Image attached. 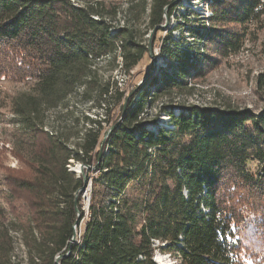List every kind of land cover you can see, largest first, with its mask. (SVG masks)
<instances>
[{
	"label": "trees",
	"instance_id": "obj_1",
	"mask_svg": "<svg viewBox=\"0 0 264 264\" xmlns=\"http://www.w3.org/2000/svg\"><path fill=\"white\" fill-rule=\"evenodd\" d=\"M176 1L151 0L150 29L164 23ZM204 1L210 15L188 10L179 25V40L187 33L198 44L166 39L173 43L161 48L167 68L124 97L106 137L99 140L109 103L100 99L96 107L107 117L84 116L81 140L69 145L44 128V108L92 80L95 60L119 57L128 72L151 52L149 43L89 5L0 0V76L30 82L13 109L24 134L14 155L26 171L8 170L2 179L13 198L7 204L20 199L26 208L23 237L37 252L27 264H157L156 250L177 264H264V103L258 110L192 103L173 111L167 102L152 119L145 113L189 78L202 77L216 63L209 51L226 55L237 47V33L223 25L264 13V0ZM255 83L264 95V71ZM98 93L111 91L100 85ZM161 112L166 125L156 122ZM74 161L85 165L78 176L68 166ZM88 185L85 210L81 189ZM74 199L86 220L70 242ZM11 250L0 229V264H12Z\"/></svg>",
	"mask_w": 264,
	"mask_h": 264
},
{
	"label": "rangeland",
	"instance_id": "obj_2",
	"mask_svg": "<svg viewBox=\"0 0 264 264\" xmlns=\"http://www.w3.org/2000/svg\"><path fill=\"white\" fill-rule=\"evenodd\" d=\"M71 1L89 5L92 9L100 11L108 17L114 27L128 25L139 40L150 44L151 52L145 54L139 63L128 72L121 68L119 57H104L95 60L89 74L92 80H87L84 85L76 88L57 106L44 108L40 114L44 128L62 133L69 145L81 140L84 128L87 127L84 116L92 118L99 116L101 119L107 117L104 108L96 107L100 99L104 104L109 103L107 106L109 109L108 120L101 123L102 130L99 140L102 141L109 133L112 120L118 116L124 97L142 86L149 75H154L160 68H167L161 48L169 44L173 45V43L166 39L198 44L187 33H184L182 39L179 40V36H181L180 22L183 26L185 24L182 15L186 14L188 10L194 11L200 16L210 15V10L206 7L204 0H177L171 15L165 16L164 23L159 28L150 29L148 12L151 0ZM190 17L193 19L192 15ZM223 27H227L230 33L233 32L235 35L237 33L235 42L237 47L227 50L226 55H217L209 51L210 55L216 59V63L206 67L202 77L196 80L189 78V84L185 88L174 90L170 95L158 98L152 108L146 109L145 113L149 120L153 118L157 110L156 107L160 103L166 104L167 102L172 103L173 111H178L181 106L192 103L214 105L221 108H250L252 110H258L262 106L264 95L261 90L256 89L255 79L258 73L264 71V13L254 21L245 24L230 23ZM225 50L223 49V52ZM28 81H17L16 78L0 76V203L3 207V213L0 214V229L5 230L10 237L12 264H27L30 256L37 253L23 237L21 225L27 218L24 202L18 199L10 207L7 201H12L13 198L2 181L8 170L15 173L20 170L26 171V168L14 155L19 149L21 139H24V134L18 116H15L13 109L16 99L30 93V82ZM100 85L107 86L111 94L102 95L100 98L98 93ZM118 93L122 95L118 96ZM167 109H169L168 106ZM156 122L166 125L168 123L167 115L164 112L159 113ZM146 127L154 128L150 122L146 124ZM99 147L97 146V149ZM68 166L78 176L83 171L80 166L84 168L85 165L74 161ZM89 189L88 185L81 194L85 210L87 199L84 198L83 193L86 192L89 199ZM85 220L86 215L83 219H79L77 227L74 228V239L71 238L70 242L78 237ZM153 260L157 264L178 263L174 256L159 250L155 251Z\"/></svg>",
	"mask_w": 264,
	"mask_h": 264
},
{
	"label": "water",
	"instance_id": "obj_3",
	"mask_svg": "<svg viewBox=\"0 0 264 264\" xmlns=\"http://www.w3.org/2000/svg\"><path fill=\"white\" fill-rule=\"evenodd\" d=\"M161 26V25H160ZM149 49H150V44H149ZM151 51V50H150ZM114 127V125L113 126H111V128L109 129V131L112 129ZM108 131V132H109ZM81 168L80 169H83V167L82 166H80ZM84 184H86V182L84 183ZM86 188V187H85ZM85 188L83 187L82 189H81V192H83L84 190H85ZM74 205H75V211H76V213H77V219H76V224L78 223V221H79V219H80V214H79V212H78V209H77V206H76V199H74ZM74 239V233H73V236H72V240ZM62 256L61 255H59V256H57L56 257V262H58V260L61 258Z\"/></svg>",
	"mask_w": 264,
	"mask_h": 264
},
{
	"label": "built area",
	"instance_id": "obj_4",
	"mask_svg": "<svg viewBox=\"0 0 264 264\" xmlns=\"http://www.w3.org/2000/svg\"><path fill=\"white\" fill-rule=\"evenodd\" d=\"M83 196H84V198H86V199H87V201H88V195H87V193H86V192H84V193H83Z\"/></svg>",
	"mask_w": 264,
	"mask_h": 264
}]
</instances>
